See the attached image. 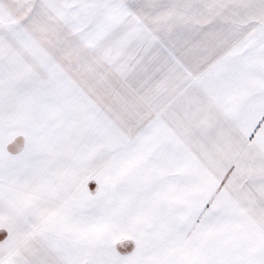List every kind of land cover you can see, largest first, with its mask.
I'll return each mask as SVG.
<instances>
[{"label": "snow or ice", "instance_id": "snow-or-ice-1", "mask_svg": "<svg viewBox=\"0 0 264 264\" xmlns=\"http://www.w3.org/2000/svg\"><path fill=\"white\" fill-rule=\"evenodd\" d=\"M0 264H264V0H0Z\"/></svg>", "mask_w": 264, "mask_h": 264}]
</instances>
